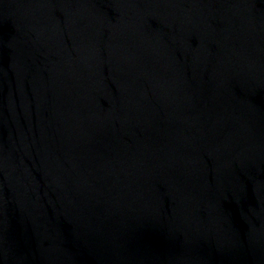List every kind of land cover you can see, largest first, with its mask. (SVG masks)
I'll list each match as a JSON object with an SVG mask.
<instances>
[{"label": "water", "instance_id": "95a60500", "mask_svg": "<svg viewBox=\"0 0 264 264\" xmlns=\"http://www.w3.org/2000/svg\"><path fill=\"white\" fill-rule=\"evenodd\" d=\"M0 264H264V0H0Z\"/></svg>", "mask_w": 264, "mask_h": 264}]
</instances>
